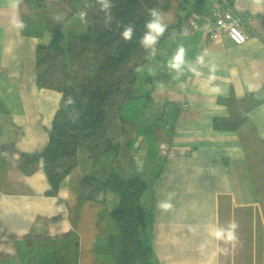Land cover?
Returning <instances> with one entry per match:
<instances>
[{"label":"crops","instance_id":"crops-1","mask_svg":"<svg viewBox=\"0 0 264 264\" xmlns=\"http://www.w3.org/2000/svg\"><path fill=\"white\" fill-rule=\"evenodd\" d=\"M218 1L183 0L180 33L138 68L121 107L117 156L95 160L79 147L58 194L47 195L45 171L26 175L21 160L46 148L61 104L59 91L36 83V48L51 33L35 19L24 34L18 0H0V264H115L108 208L80 202L83 176L104 160L105 177L151 178L141 203L157 264H264V0L233 1L250 15L240 45L225 33L207 40ZM178 44L194 70L173 79L165 64ZM231 93L262 99L238 130H217L213 118L228 114L218 98ZM229 223L234 238L211 234Z\"/></svg>","mask_w":264,"mask_h":264},{"label":"trees","instance_id":"trees-1","mask_svg":"<svg viewBox=\"0 0 264 264\" xmlns=\"http://www.w3.org/2000/svg\"><path fill=\"white\" fill-rule=\"evenodd\" d=\"M41 1L43 8L39 12L35 0H18L22 30L31 35L35 18H39L51 33L50 44L36 48V83L62 96L46 148L24 154L21 168L26 175L43 169L51 185L46 194L57 195L61 181L76 165L79 147H86L95 160L117 156L124 129L121 107L136 94L138 68L150 59L138 43L147 12L158 8L168 25L158 50L165 39L180 33L183 0H113L110 26L105 25V13L96 0H86L79 9L73 0ZM78 10L93 31L67 33L64 47L62 25ZM129 22L135 25L136 32L131 42H125L120 33L122 25ZM261 99L250 93L220 96L218 102L227 107L228 114L214 117L213 127L238 130ZM106 161L97 162L96 171L83 176L80 202L99 200L108 208L114 226L108 251L115 264H157L141 203L151 178H129L115 170L105 177Z\"/></svg>","mask_w":264,"mask_h":264},{"label":"clouds","instance_id":"clouds-1","mask_svg":"<svg viewBox=\"0 0 264 264\" xmlns=\"http://www.w3.org/2000/svg\"><path fill=\"white\" fill-rule=\"evenodd\" d=\"M96 3L100 5V10L105 13L104 23L107 26L111 25L112 22V8L113 0H96ZM83 15V14H82ZM147 19L144 22V31L139 37V45L146 51L149 58L155 57L157 54V46L163 38L168 25L165 22V17L158 8H150L147 12ZM22 26V25H21ZM136 27L132 22L122 25L121 38L125 42H131L135 37ZM187 50L183 44H178L175 50L169 55L165 67L169 74H174L173 79H179L184 74L185 70L193 71L194 65L187 60ZM204 56L199 55L196 58V64H203ZM151 72L152 69H149ZM215 66L209 67L208 80L210 83L215 81ZM236 225L229 223L226 225H219L211 233L216 239H232L234 238V231Z\"/></svg>","mask_w":264,"mask_h":264},{"label":"built area","instance_id":"built-area-1","mask_svg":"<svg viewBox=\"0 0 264 264\" xmlns=\"http://www.w3.org/2000/svg\"><path fill=\"white\" fill-rule=\"evenodd\" d=\"M249 19L248 12L234 10L231 0H219L212 11L213 24L207 31V40L215 41L221 33H225L234 44L239 45L247 37L245 29Z\"/></svg>","mask_w":264,"mask_h":264},{"label":"rangeland","instance_id":"rangeland-1","mask_svg":"<svg viewBox=\"0 0 264 264\" xmlns=\"http://www.w3.org/2000/svg\"><path fill=\"white\" fill-rule=\"evenodd\" d=\"M75 3V6L77 7V9H79V6L84 3L86 0H73ZM44 2V1H43ZM34 5L36 6V9L40 12V10L43 8H40L42 6V1L41 0H35ZM29 7H32L31 5H29ZM39 7V8H38ZM33 9V10H36ZM33 13V12H32ZM21 15V14H20ZM34 15V13H33ZM35 19H39V18H35ZM92 28L90 27V23L87 22L80 14L79 10L69 19L67 20L63 25H62V32L64 34V40L62 45L64 47H66V36L67 33L69 32H73L76 34H86V33H92ZM248 37L245 38V40L241 43L243 44ZM240 45V44H239ZM142 66V65H141ZM137 75H138V71H137ZM138 78V76H137ZM137 80V79H136ZM135 86V84H134ZM107 209V208H106ZM108 244V243H107Z\"/></svg>","mask_w":264,"mask_h":264}]
</instances>
